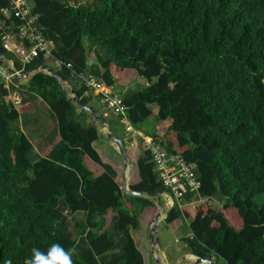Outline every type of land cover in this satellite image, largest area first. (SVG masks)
Returning a JSON list of instances; mask_svg holds the SVG:
<instances>
[{
  "label": "trees",
  "instance_id": "obj_1",
  "mask_svg": "<svg viewBox=\"0 0 264 264\" xmlns=\"http://www.w3.org/2000/svg\"><path fill=\"white\" fill-rule=\"evenodd\" d=\"M28 1L61 62L58 75L82 105L90 100L84 74L106 85L147 83L123 102L134 128L155 116L148 136L197 177L198 191L164 218L187 226V253L264 264V0ZM16 23L4 20L2 29ZM84 36L100 69L88 64ZM0 54L17 71L46 64L39 56L22 68L1 41ZM27 89L48 102L57 130L32 161L31 142L10 127L30 104L5 102L14 87L0 79V264H24L32 248L46 252L52 243L75 247L73 264H144L130 230L140 219L150 225L156 199L124 194L120 155L54 77L35 73ZM100 119L113 130L116 116ZM137 147L128 188L164 193L147 149ZM61 206L80 216L74 239L60 224Z\"/></svg>",
  "mask_w": 264,
  "mask_h": 264
},
{
  "label": "built area",
  "instance_id": "obj_2",
  "mask_svg": "<svg viewBox=\"0 0 264 264\" xmlns=\"http://www.w3.org/2000/svg\"><path fill=\"white\" fill-rule=\"evenodd\" d=\"M37 19L28 0H6V4L0 6L1 45L15 55L22 68L39 56L43 59L54 58L52 44L39 29ZM4 20H9L12 25L14 20L17 21L13 26L17 39L13 38L9 31L2 29ZM54 59L59 66L61 62ZM66 66L71 65L66 64ZM17 72L22 73L21 70ZM0 79L6 86L11 83L13 77L9 69L0 66ZM82 81L87 92H91L100 99L105 108L116 116L117 122L128 135L136 139L141 138L140 143L147 149L160 183L165 189L162 194L170 197L172 206L174 204L180 206L184 193L198 191L197 177L180 154L167 151L159 140L150 136H142L133 127L127 116L123 96L115 85H106L90 74H84Z\"/></svg>",
  "mask_w": 264,
  "mask_h": 264
},
{
  "label": "crops",
  "instance_id": "obj_3",
  "mask_svg": "<svg viewBox=\"0 0 264 264\" xmlns=\"http://www.w3.org/2000/svg\"><path fill=\"white\" fill-rule=\"evenodd\" d=\"M68 1L70 3V0H68ZM9 33L12 35L13 38L17 39L16 32L14 30H9ZM85 50H86V56L88 59V64L89 65H95V66L99 65L97 63V60H96L94 48L91 46V44ZM45 61L47 63L44 65L50 67L55 72H57L56 70L58 69L59 66L56 63V60L54 58H48V59H45ZM48 62H50L51 65H49ZM97 68L100 69L99 66ZM90 75L97 77L95 74H92V73H90ZM31 76L28 79H20V81H18V82L14 81L12 79L11 83L13 84L14 91H11L8 94V96H6L4 98V101L5 102L14 101L15 104L16 103H18V104L29 103L30 104V106L28 107L26 112H24V114L20 115L17 120L13 121L10 124V127L12 130H18V131L22 132L23 134H25V136L29 139V141L32 144V150H31L32 154L31 155L33 157H38L40 155L41 148L56 133L57 123H56V119L54 117V114L50 110L49 104L45 100V98L40 96V94L37 93L36 91L31 92L27 89V84H28ZM146 84L147 83L145 81L137 78V79L129 81L128 83L124 82L121 84H116L115 86L118 88L119 92L124 97L129 92H131L134 88H142ZM65 85H67V87L70 88L69 92H67V89H66V92H67L66 95H67V97H69L71 95L70 90L73 91V89H72V86L69 85L67 82H64V87H65ZM85 96L90 97L88 106H91L94 108V110L96 111V114L99 116V118H100V115H103L104 117H109L111 115V113L105 108V106L101 103L100 99L97 96L92 95L91 92L85 93ZM74 110L76 113H79V110L77 108ZM87 117H88L89 121L91 122V119H90L88 114H87ZM119 127L122 128L121 125L116 120L115 124H113V127H112L113 130L111 131L112 134L116 137H119L120 136L119 133H121ZM97 130H98V134H99V140L103 143L109 144L111 147L114 148V146L112 144H110L109 141L106 139V136H105L106 135V129H105L104 124H99L97 127ZM138 132L142 136H148V133H142L139 130H138ZM102 135H103V137H102ZM125 137H126L125 142H123V140L120 137L119 138L121 139V141L124 145L126 154H127L129 161L131 163L130 167H129V171H128V179H129V173H130L131 166L133 165V163L135 162V160L138 157L137 145H138V143H140L141 138H139V137H138V139L132 138L128 134H126ZM155 203H156V200H155ZM160 205H161V207H164V208L167 207V209L165 211V216H166L167 210L170 207H172L170 197L165 195V194H162L161 198H160ZM77 216L80 217L79 215H77ZM165 216L163 217V219L165 218ZM164 224H165V226H168V227H169V225H171V224H166L165 222H164ZM178 226H179V223L177 225L175 224L174 226H172V228L176 229ZM135 229H138L139 233L137 235H140V236L137 237L135 235V233H134ZM135 229H131L130 234L134 240L136 247L138 248L137 239H140L141 237L144 238V235H146L147 233L149 234V244L151 245L149 225L145 224L140 219L138 221ZM150 254H151V248H150ZM182 256L183 255L179 254V253L176 255L174 253H166L163 249L159 248V257L162 259L164 264H183L184 261H183ZM188 258L193 259V257L191 255L188 256Z\"/></svg>",
  "mask_w": 264,
  "mask_h": 264
},
{
  "label": "water",
  "instance_id": "obj_4",
  "mask_svg": "<svg viewBox=\"0 0 264 264\" xmlns=\"http://www.w3.org/2000/svg\"><path fill=\"white\" fill-rule=\"evenodd\" d=\"M0 61L9 63V71L12 74L13 80L18 82L20 79H28L32 74L41 72L51 75L56 79V81L61 85L63 88L64 94L66 95V90L64 89V81L60 78L57 72H55L53 69L46 65H36L29 69L26 72L19 73L17 72L10 60L9 57L0 54ZM70 96L67 97L68 102L71 103L72 107L74 109H78L79 112L86 113L89 115L91 119L92 125L97 129L99 124H104L106 129V139L109 141L110 144L114 146L118 154L120 155L122 161H123V175H122V184L121 189L124 192V194L129 196H141V197H151L156 199V206L157 211L156 214L152 220V222L149 225L150 228V243H151V257L155 264H164L162 259L159 257V247H158V237H157V230H158V224L162 219L161 215V205H160V198L162 193L160 191H157L155 193H143L138 191H132L128 188V171L130 167V161L126 154L124 145L119 137H116L112 134L109 125L103 120L100 119L99 116L96 114V111L91 106H85L80 103V101L75 96L74 92L70 90ZM191 255V254H190ZM193 257V261L191 264H217V256L214 254H208L205 257H198L191 255ZM183 259L189 258L186 255L182 256Z\"/></svg>",
  "mask_w": 264,
  "mask_h": 264
},
{
  "label": "rangeland",
  "instance_id": "obj_5",
  "mask_svg": "<svg viewBox=\"0 0 264 264\" xmlns=\"http://www.w3.org/2000/svg\"><path fill=\"white\" fill-rule=\"evenodd\" d=\"M92 1L94 0H89L88 3L90 4ZM89 45H90L89 37L84 36L82 38V46L85 49H87ZM48 64L51 65L50 62H48ZM65 88L67 89V92H69L70 88L67 87V85H65ZM156 123L157 120L155 116L151 115L144 122L140 123L136 129L141 131L142 133H151L152 131H154ZM119 129L121 131V133H119L120 135L119 137L123 140V142H125L126 139L125 136L127 133H125L122 128L119 127ZM31 154L32 152L30 153V159L32 161H35L37 157H33ZM195 203L197 202L190 203V205L194 206L196 205ZM166 209L167 207L165 208L161 207L162 219L158 224V230H157L158 247L160 249H163L166 253H174L175 255L179 253L182 255H186L188 257L190 256V254L187 253L188 249L185 247L183 243V237L188 234L187 226H185V224L183 223H181V226L180 227L178 226L176 229H173L171 225H169V227L165 226L163 217L165 216ZM77 220H78L77 215L70 213L68 209H65L63 206H61L60 224L66 229L67 233L73 239L78 235L79 229H77ZM134 233L137 237L140 236L137 235L139 233L138 229H135ZM137 241H138V249L142 252L141 254L143 256L144 264H155L150 254L151 245L149 244V234L147 233L146 235H144V238L141 237L140 239H137ZM183 261H184V263L182 262L183 264H191L193 260L183 259ZM217 264H224V262L219 258L217 260Z\"/></svg>",
  "mask_w": 264,
  "mask_h": 264
},
{
  "label": "clouds",
  "instance_id": "obj_6",
  "mask_svg": "<svg viewBox=\"0 0 264 264\" xmlns=\"http://www.w3.org/2000/svg\"><path fill=\"white\" fill-rule=\"evenodd\" d=\"M75 252V247L65 249L58 243H52L46 252L34 247L31 249V256L25 258L24 264H73L72 256ZM4 264H12V261L5 260Z\"/></svg>",
  "mask_w": 264,
  "mask_h": 264
}]
</instances>
